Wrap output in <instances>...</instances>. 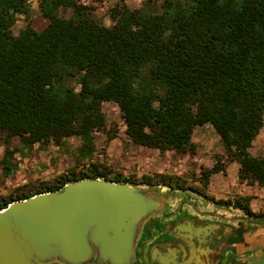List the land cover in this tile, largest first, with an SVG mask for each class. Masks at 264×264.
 Returning a JSON list of instances; mask_svg holds the SVG:
<instances>
[{
    "label": "trees",
    "instance_id": "trees-1",
    "mask_svg": "<svg viewBox=\"0 0 264 264\" xmlns=\"http://www.w3.org/2000/svg\"><path fill=\"white\" fill-rule=\"evenodd\" d=\"M29 1L0 0L5 139L31 148L76 137L83 141L81 157L92 156L94 133L106 127L102 106L112 102L135 144L163 152H194L195 129L211 125L240 165L239 179L264 187V157L249 153L264 129V0H165L160 14L122 5L111 11V27L78 0H40L48 26L15 36L16 16ZM61 8L72 16L60 17ZM11 159H4L7 176L16 169ZM85 179L135 184L92 164L1 197L0 211ZM140 184L170 185L163 176Z\"/></svg>",
    "mask_w": 264,
    "mask_h": 264
},
{
    "label": "rangeland",
    "instance_id": "rangeland-1",
    "mask_svg": "<svg viewBox=\"0 0 264 264\" xmlns=\"http://www.w3.org/2000/svg\"><path fill=\"white\" fill-rule=\"evenodd\" d=\"M189 2L190 0H184ZM88 8L91 17L100 24L111 27V11L125 5L129 9L146 8L149 12L160 14L165 0H78ZM62 18H70L72 11L61 8ZM41 8L40 0H30L25 13L16 16L12 28L18 36L24 29L31 27L40 32L48 24ZM106 117L105 129L94 133V152L92 156L81 157L83 141L79 138H67L61 146L54 142L34 144L25 147L18 138L5 139L0 134V198L9 196L23 187L37 188L50 183L70 170L85 171L90 165L106 167L114 176H121L135 184L124 183L148 189L158 188L167 192L160 194L169 206L183 200H192L203 210L216 211L231 220H249L247 217L264 221V187L249 184L239 179L240 165L231 161L219 135L211 125L197 127L192 135L195 146L192 153L160 151L135 144L126 134V124L117 104L104 103ZM12 156L15 171L7 176L4 171V159ZM253 157H264V129L249 149ZM216 170L209 177L203 176L210 170ZM163 176L169 180V186L141 185L144 177ZM248 207L253 215L244 209ZM239 203L242 206H239Z\"/></svg>",
    "mask_w": 264,
    "mask_h": 264
},
{
    "label": "water",
    "instance_id": "water-1",
    "mask_svg": "<svg viewBox=\"0 0 264 264\" xmlns=\"http://www.w3.org/2000/svg\"><path fill=\"white\" fill-rule=\"evenodd\" d=\"M167 192L104 179L14 202L0 211V264H132L140 229Z\"/></svg>",
    "mask_w": 264,
    "mask_h": 264
},
{
    "label": "flooded vegetation",
    "instance_id": "flooded-vegetation-1",
    "mask_svg": "<svg viewBox=\"0 0 264 264\" xmlns=\"http://www.w3.org/2000/svg\"><path fill=\"white\" fill-rule=\"evenodd\" d=\"M237 222L181 200L142 225L132 264H248L241 253L257 218Z\"/></svg>",
    "mask_w": 264,
    "mask_h": 264
},
{
    "label": "crops",
    "instance_id": "crops-1",
    "mask_svg": "<svg viewBox=\"0 0 264 264\" xmlns=\"http://www.w3.org/2000/svg\"><path fill=\"white\" fill-rule=\"evenodd\" d=\"M245 245L239 246V251L248 254V264H264V221L253 224Z\"/></svg>",
    "mask_w": 264,
    "mask_h": 264
}]
</instances>
